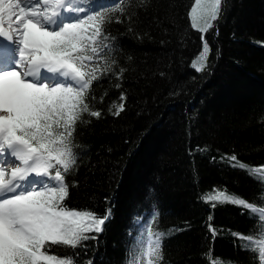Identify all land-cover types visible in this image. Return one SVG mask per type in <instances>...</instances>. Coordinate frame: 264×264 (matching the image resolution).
<instances>
[{
  "label": "trees",
  "instance_id": "obj_1",
  "mask_svg": "<svg viewBox=\"0 0 264 264\" xmlns=\"http://www.w3.org/2000/svg\"><path fill=\"white\" fill-rule=\"evenodd\" d=\"M193 4L126 0L121 6L132 18L121 23L104 10L112 16L105 29L114 38L115 69L125 71L92 86L91 105L102 115L77 126L65 203L111 215L86 249L53 246V253L75 264H126L133 220L149 219L154 205L153 231L166 234L161 264H258L233 235H257L256 218L201 196L222 190L264 206V188L229 160L264 166V0H224L203 36L211 53L202 72L191 67L203 43L191 27ZM121 93L125 110L116 116L109 107Z\"/></svg>",
  "mask_w": 264,
  "mask_h": 264
},
{
  "label": "snow or ice",
  "instance_id": "obj_2",
  "mask_svg": "<svg viewBox=\"0 0 264 264\" xmlns=\"http://www.w3.org/2000/svg\"><path fill=\"white\" fill-rule=\"evenodd\" d=\"M125 3L0 0V46L5 49L0 62V264H75L74 257L53 253V246L86 249L84 242L96 239L110 218V209L98 216L69 208L66 178L77 165V126L88 122L85 116L102 115L91 105L96 99L93 84L109 75L123 77L125 69H115L114 38L105 29L112 16L104 10L118 14L116 23L122 22L121 16L130 21L131 14L125 15L121 6ZM223 5L224 0H194L190 9L191 27L203 41L191 65L197 72L207 67L211 48L203 36L215 26ZM125 101L121 93L109 111L119 116ZM229 160L264 188V166L250 167L234 155ZM260 198L264 200V192ZM201 200L212 207L239 206L256 218L262 226L257 235H233L264 264V206L215 189ZM158 215L153 205L149 219L141 223L142 217L134 218L126 264H161L166 234L153 231ZM209 229L215 236V229Z\"/></svg>",
  "mask_w": 264,
  "mask_h": 264
},
{
  "label": "bare ground",
  "instance_id": "obj_3",
  "mask_svg": "<svg viewBox=\"0 0 264 264\" xmlns=\"http://www.w3.org/2000/svg\"><path fill=\"white\" fill-rule=\"evenodd\" d=\"M0 41H3V38H0ZM4 58H5V49L3 46H0V62H2Z\"/></svg>",
  "mask_w": 264,
  "mask_h": 264
},
{
  "label": "rangeland",
  "instance_id": "obj_4",
  "mask_svg": "<svg viewBox=\"0 0 264 264\" xmlns=\"http://www.w3.org/2000/svg\"><path fill=\"white\" fill-rule=\"evenodd\" d=\"M109 2H111V1H109ZM6 27H7V25H6ZM5 43H7V42H5Z\"/></svg>",
  "mask_w": 264,
  "mask_h": 264
}]
</instances>
